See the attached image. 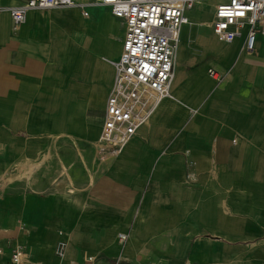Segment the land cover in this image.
Wrapping results in <instances>:
<instances>
[{
	"label": "crops",
	"instance_id": "1",
	"mask_svg": "<svg viewBox=\"0 0 264 264\" xmlns=\"http://www.w3.org/2000/svg\"><path fill=\"white\" fill-rule=\"evenodd\" d=\"M25 1L0 0V240L7 253L22 246L36 264H264V37L251 52L244 36L222 42L212 29L220 0L197 4L182 27L176 58L181 46L184 57L168 94L120 153H100L109 94L100 131L83 116V132L72 130V94L43 84L48 76L63 82L69 68L62 52L70 40L47 23L61 10L30 9L14 29L9 11ZM61 104L64 130L56 132Z\"/></svg>",
	"mask_w": 264,
	"mask_h": 264
},
{
	"label": "built area",
	"instance_id": "2",
	"mask_svg": "<svg viewBox=\"0 0 264 264\" xmlns=\"http://www.w3.org/2000/svg\"><path fill=\"white\" fill-rule=\"evenodd\" d=\"M109 7L122 25V48L115 61V80L104 115L100 153L118 154L124 145L148 121L159 101L168 94L182 27L189 23L187 12L210 0H92ZM89 4V3H88ZM88 4L77 0H26L10 9L14 29L30 9L79 7L89 16ZM212 29L218 40L232 43L244 36V49L254 51L259 36L264 37V0H220L214 12ZM210 74L217 77L216 71ZM120 241L128 235L120 233ZM58 256L65 255L60 242ZM95 258L89 256L88 260ZM0 264H36L22 246L7 253L0 240ZM109 264H131L124 258Z\"/></svg>",
	"mask_w": 264,
	"mask_h": 264
},
{
	"label": "rangeland",
	"instance_id": "3",
	"mask_svg": "<svg viewBox=\"0 0 264 264\" xmlns=\"http://www.w3.org/2000/svg\"><path fill=\"white\" fill-rule=\"evenodd\" d=\"M90 4L99 6L101 17L97 15L98 13L95 14V11L90 7L88 8L90 16H84L78 7L40 9L46 12H59L61 10L60 14L53 15V19H49L47 23L58 29L62 26L67 41L69 42L70 40V47L84 54L80 69L73 68L74 70H69V62L65 59L69 68L66 69L63 82L62 79L48 76L46 80L49 82L55 81V84L49 85L46 80L43 83L47 91L62 90L72 94L69 100V118L71 122L68 119L66 122H70L72 124L71 127L76 128L72 129L70 127L76 133L83 132V128L79 129V131L77 129L81 127L83 122L86 123L88 129L95 126L100 131L105 101L114 82V63L119 58L121 50L122 28L118 19L109 12V9L102 7L104 4L89 0L88 6ZM73 11H75L74 15H72ZM49 17L51 16L49 15ZM98 18H101V20H96ZM203 23V25L208 24V20L203 21ZM186 36L191 38L194 34L189 30ZM190 50L196 55L202 53V51L195 49ZM54 114L57 119L60 110H55ZM61 123L62 121H55L56 132H63L64 125H61ZM20 243L11 240V245H21ZM26 246L28 247V245Z\"/></svg>",
	"mask_w": 264,
	"mask_h": 264
},
{
	"label": "bare ground",
	"instance_id": "4",
	"mask_svg": "<svg viewBox=\"0 0 264 264\" xmlns=\"http://www.w3.org/2000/svg\"><path fill=\"white\" fill-rule=\"evenodd\" d=\"M104 9H108L107 5H103L102 6ZM90 8H92L96 13H98L97 15L101 17V10L99 8V6L95 5V4H91L90 5ZM32 10V9H31ZM96 20H101V18H98ZM91 42L89 41V44ZM91 45V44H90ZM180 45V43H179ZM179 47V46H178ZM178 50V49H177ZM183 51H184V46H181L180 47V51L178 52L177 54V58L178 61H182L184 55H183ZM83 53L81 51H75V49H73L72 47H68V48H65L64 52H62V56L64 57V59H66L67 61H69V66H70V69L71 70H74L73 68L75 69H80L81 68V65H82V60H83ZM54 84V83H53ZM65 110H66V107H65V104H61L60 105V115H61V119L60 121H65ZM44 256V255H43ZM49 256V255H48ZM46 257V255H45ZM58 257V256H57ZM60 259L61 261V258H58V260ZM47 260V259H45ZM55 260V259H54ZM53 260V261H54ZM42 261V260H41ZM53 263V262H52ZM48 264V263H47ZM50 264V263H49Z\"/></svg>",
	"mask_w": 264,
	"mask_h": 264
}]
</instances>
